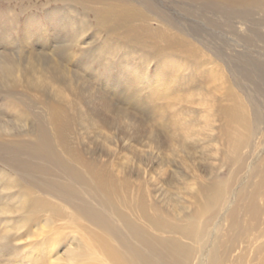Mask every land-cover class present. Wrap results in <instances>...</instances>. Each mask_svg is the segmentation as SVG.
Wrapping results in <instances>:
<instances>
[{
	"label": "rangeland",
	"instance_id": "obj_1",
	"mask_svg": "<svg viewBox=\"0 0 264 264\" xmlns=\"http://www.w3.org/2000/svg\"><path fill=\"white\" fill-rule=\"evenodd\" d=\"M129 1L131 2L130 4L135 6L140 13V15L131 19V21L129 22L132 28L144 30L143 35L140 36V39H142L139 43L140 45L136 44L134 41L125 40V38L122 39V33L124 29H122L121 27L116 25H109L106 27L103 23H99L98 20L94 17L93 10H91V8L93 7H101V5L96 2H88L87 4H85V6H80L68 4V2H64L63 0H0V54H11L14 57V60L15 58L17 60L14 61L13 65L14 67L17 66L19 70L18 76L23 81L20 82V84L14 81L13 84L16 83L17 87L20 88L22 86H26V83L29 82L31 86L35 88L33 89L35 91L34 93H31V95L27 96V98L24 97L27 102L30 103L31 101H33V96H36L35 93H37V95H43V98L50 100L54 104L60 102L59 104L64 105L65 109H68L69 104H73L74 107L70 105L69 111L71 116H73L72 118L73 122H75V125L72 124V128H70V130L72 129L70 131V133L72 132L70 134V137L73 136V138H69V140L73 146H76L77 149L80 148L79 150L83 153L84 156L88 158L91 157L93 159L97 158L98 162H102V164L108 168V171L109 169H111L110 172L113 174L115 173L116 175H114L118 178H122L124 175L129 176L131 174V180H134L133 183H135L136 185H140L143 193H148L150 195V199L152 200L153 197L155 201L159 202V205H161L162 203V206L167 207L168 204L173 202L171 203L172 205L176 203L177 205L181 206V204L188 198L187 192H189L190 188L188 185H190L191 180L192 182L195 181L193 183L206 182L209 175H214L219 172L218 170L220 163L216 155V151L218 150L216 148H218V145L216 142H213L214 139L216 140L217 136V122L212 116L215 114L214 112L217 105L219 78L221 73L225 74L227 76L226 85L227 87H230V84L232 83L230 70H232L233 64L234 66L242 64L246 66V63H242L245 60L246 53H249L250 55V51L255 52L256 50L253 47V41L250 38L252 36V33L250 36L249 30H247V28H245L246 30H244L243 26H251L250 20H252L254 21L253 25L256 24V28L257 26H259V31H261L264 26V11L259 10V13L258 10H255L252 11V13L250 12L251 14L232 13L227 10H222L216 5H204L203 3L197 2L191 3L188 0ZM237 16L238 18H244L245 20L243 19L242 22V20H239ZM247 23H249L250 25H248ZM241 24L244 25L241 26ZM238 26H240L241 28H239ZM104 27H106L107 29ZM257 30L258 28L255 30V32ZM257 33L258 36H260L261 33L256 32V34ZM164 36L174 40V51H162L159 53L154 51L151 47L149 48V45H156V47H160V45H162V43L165 41ZM8 46L10 47V49H8ZM253 55L254 54L248 56L249 61L252 63L250 64L252 68H255L257 65L263 66L264 63H262V61L258 62L252 60ZM20 56L23 59H21ZM229 65L232 68H230ZM59 68L63 70H60ZM38 69L40 71H38ZM67 70L70 72V74L68 73V75L65 74ZM227 70L229 71L227 72ZM52 75L55 79L51 82L50 79H53ZM96 77L99 78L97 79ZM77 78H79L78 81ZM70 81L72 85L68 83ZM66 82L67 84H65ZM8 84L9 83H5V81H0V87L2 88H0V92L4 93V87L10 86V84ZM55 87L57 89L60 88L58 89V92ZM2 93H0V112H2L6 106V101L5 99H3V97H5V94ZM101 94L104 95V98ZM60 97L62 99L65 97L64 99H68L70 103L68 102V104L64 100L63 102ZM101 98L103 100H101ZM54 100H58V102H54ZM75 101L76 103L79 102V104L77 105L78 107L76 106ZM64 103L67 104L65 105ZM109 106L111 111L116 112H114L116 116L113 112V114L109 112L110 109L107 110ZM101 107L103 110L106 108V110L103 111ZM117 108H119V110ZM84 109L87 110V112H85ZM77 110H84L82 111L85 112L83 113L84 117L83 114H81V112L79 113ZM93 110L97 113H95ZM34 111L37 112L36 110ZM72 111H74V113ZM76 112L78 113V115ZM93 112L96 115L95 119L100 122L99 124L98 121L97 123H95V120L93 119V117H91L94 116V114H92ZM121 112H126V114H122ZM209 112H211L210 115ZM75 114L76 117L74 116ZM80 114L81 116H79ZM85 114H87L88 116ZM97 114H99L102 119H99V116ZM126 115L129 117V119L132 116L130 121L126 119ZM88 117H91L93 120L88 119ZM82 118L86 120H83V122L85 123L78 121ZM115 118L117 119L114 120ZM119 119L126 120H121L120 122ZM40 120H42V118ZM103 120L106 123H109V125L106 124ZM108 120H110V122H107ZM206 120H209V122L207 123ZM11 121V133H18L20 132V129L22 131V127L24 124L23 122H21V124L16 119V117L12 118ZM29 122L31 121L29 120ZM89 122H91L92 125L91 123L89 125ZM111 122H113L114 124L111 125ZM159 122L161 124H159ZM86 123L88 124L86 125ZM133 123L137 125H135L136 130L134 129V125L133 127L131 126ZM0 124H2V122ZM80 124H83L82 126H84V128H81L82 126ZM100 124L102 128L98 126ZM122 124L123 126L126 125L128 127H121ZM206 124L208 126H206ZM103 125L105 127V130L108 127V134L104 131ZM90 126H92V128H96L97 126V128L95 130H92ZM111 126L112 128H110ZM129 126L131 127L130 130ZM100 128L104 131V133L101 135L102 140H100L101 137H97L101 134L102 130H100ZM108 130H111L110 133ZM84 131L85 135L87 133L89 138L87 136L85 137V135L83 134ZM136 131H138V133ZM172 131L174 132V134L176 132L177 135H173V133H171ZM213 131H215L216 134ZM132 133H135L136 135H132ZM170 133L174 137H172ZM82 134L83 137H81V139L80 135L82 136ZM104 134L106 137L104 136ZM129 134L134 136L135 138H131L132 136L130 137ZM138 134H141V139H143L142 141H140V135ZM109 136H111V138L113 139H110V143L108 142V138H110ZM87 138L89 140H87ZM104 138H106L107 140ZM14 139L16 138L14 137ZM71 139L73 140V142ZM84 139L85 142H82ZM80 140L82 141L80 142ZM104 140L105 143L107 142L111 146L107 145V143L105 144ZM113 141H115L116 144ZM146 141L150 142V145ZM207 141L210 142L208 143ZM171 142H174L176 145H181L177 147L178 145L175 146V144L173 143V146ZM157 143H159V145ZM182 144L187 146V151H185V146H183ZM212 144L214 145V147L212 146ZM104 145H107L108 147H105ZM115 145L116 148L114 147ZM131 145H133V147ZM155 145L157 146V148ZM103 146L105 147V149L103 148ZM111 147L114 151L112 153ZM147 147H149L150 150H146ZM138 148L140 149V151H138ZM142 148L145 149L143 150ZM151 148L159 151L157 152L155 150V152ZM171 148L175 150L174 152H176V149L178 150L179 154L178 152H176L178 156L172 154L173 150ZM179 148H182V152L185 151V154H182V152L180 151L181 149L179 150ZM149 151L150 153L151 151L155 153L154 156L156 155L157 159L156 156L153 157V153H151L150 155L148 153ZM188 151H192V155L189 154L190 152ZM139 153H141L142 155ZM143 153H145V155H143ZM21 154L20 152H15V150L11 152L0 149V169H5L6 164L7 166L10 164L12 165L11 167H19L21 169H25V167L28 165V167L30 166L32 168H42L45 171L43 174L38 172H32L29 174L30 177L28 178L31 179L32 177L35 182L37 181L38 183H45L50 185L53 182L65 183V180H68L67 176L63 172H61L60 169L57 168L54 162L50 159H40L35 156L28 157V154L23 152ZM108 154L110 155V157L107 156ZM181 154L184 158L182 156L179 157V155ZM211 154H214L216 158H212ZM139 155L143 157H141L143 160L139 157ZM210 155L212 161L209 163L208 161L210 159ZM150 157L154 158L155 161ZM177 157L181 158L182 160L185 159L186 161H180L181 159H178ZM111 159L113 163L111 162ZM133 162L135 163V167L133 166ZM137 162H139L141 165ZM170 162L176 164V167L173 166V163H171V166ZM175 162H177L178 164ZM194 163L196 166L194 165ZM124 164L125 166L126 164H128L129 166L127 165L125 168ZM164 164L166 166H164ZM169 164L173 168V170L171 169V167H168ZM179 164H183L181 165L182 168L178 166ZM186 164L190 165L188 166ZM121 166H123L124 168ZM187 166L192 167L188 168ZM226 166L227 167L222 170V174H226L227 169L231 167V165H229L228 163L226 164ZM136 167L139 169V171H137L138 169H136ZM193 167L194 169H192ZM125 169L127 171H125ZM141 169L143 172L142 174L140 173ZM177 169L178 175L176 174ZM202 169L205 170L203 171ZM207 169L210 170H208V173H206ZM161 170H165L166 172L164 171L165 173H162ZM185 171L186 173H184ZM167 172L169 173L167 174ZM173 172H175V174ZM120 173H122V175ZM138 173H140V175ZM191 173L193 174V176ZM142 175L143 177H145L140 178V176ZM168 175H170L169 178ZM172 175H174L175 177H173ZM196 175H198L199 177ZM1 176L2 174L0 173V177ZM162 176L164 177L162 178ZM165 176H167L168 180L170 179L169 181H171L172 179L173 181H171V183L174 184H171L167 179H164L166 178ZM135 177H138L140 179L137 178V180ZM182 177L183 180L180 181V178L182 179ZM157 178H159V180ZM174 178H179V180L176 179L175 181ZM156 179L159 182H163V185L161 183L157 184L158 181H155ZM197 179H199V181ZM38 180H40V182ZM162 180L167 181L170 184L167 185V182H165V185H167V188L165 187L166 189L164 188L165 185L164 181ZM1 181L2 180L0 179V200H4L3 202H5L4 194H6V192L2 189L3 184ZM71 184L73 185V183ZM161 185L163 186V188ZM174 186L177 188H182L174 189ZM183 188L188 191H184ZM162 189H165L166 191H164L166 193ZM168 189H171L169 191L170 193L167 192ZM76 190L79 191L77 192V194L80 196V200H82L81 203L84 202V204L86 205V209L91 211L96 210V212L101 215H107L105 211H102L100 209L97 201L87 197L86 194L82 193L80 189ZM149 190L153 193L151 194ZM157 190L159 193L157 192ZM181 191H183L184 193ZM180 192L182 195H178ZM155 195L157 197H155ZM169 197L172 198V200L169 199ZM48 199L54 204L58 205V208L55 209V211L48 210L45 214H40V220L38 223L41 224L37 223V228L32 227L29 230H22V228H17V230L15 226L8 227V223H14L15 218L9 217L7 214H0V264H31L32 261L30 263L31 259L29 257H31L32 259L36 258L38 260V264H68L71 262L67 260V256L65 255L68 252L67 254L69 256V250L74 249L76 245H78L76 244V241L77 243L80 242L81 244H84L86 247H90L88 243L92 244L91 241L95 237H97L98 235H102L101 231L87 224L78 216H75L74 212L71 211L66 204L53 200L52 198ZM80 200H73V207H76L78 209L79 207L81 208L82 206H84V204L81 205V203H77ZM9 202L11 203V201ZM164 203H166L167 205L165 204V206ZM185 206H187V204H185ZM45 217H49V221H52L53 223L49 228H45L46 226H42V221L46 219ZM108 219L111 220V224L114 223L113 225L116 228H120L119 224L116 223L113 218L110 217ZM43 227L45 229H43ZM119 228L117 229L119 230ZM41 229H43L44 235L41 236L42 238H39L40 235L37 236L38 232L36 231H42ZM260 236L261 238L258 240V244L264 241V233ZM73 238L77 239L73 240ZM47 243L49 246L47 245ZM39 244L42 245L40 246ZM113 244L114 243H112V245ZM36 245L37 247H35ZM72 245H74V247ZM254 245H252L247 252H245L244 250L241 251L242 255L244 254L245 257L242 259V262H244V264H261L262 261H260L259 258H254L253 250L257 247L256 244ZM38 246H40V248ZM244 247V244L241 245L239 250L236 251L235 255L239 254L240 249ZM32 249H35V251H33ZM37 250L39 254L36 253L35 256V252H37ZM90 251H92V249H90ZM32 253L34 254V257L31 256L33 255ZM26 257L28 259H26ZM96 257V259L98 260V262L95 260L97 264H109L102 258L100 254H97ZM38 258H40V262ZM80 261L75 264H79ZM80 264L94 263L90 262L89 258H86Z\"/></svg>",
	"mask_w": 264,
	"mask_h": 264
},
{
	"label": "bare ground",
	"instance_id": "obj_2",
	"mask_svg": "<svg viewBox=\"0 0 264 264\" xmlns=\"http://www.w3.org/2000/svg\"><path fill=\"white\" fill-rule=\"evenodd\" d=\"M63 1L68 2V4L80 5V6H85V4H87L88 2H96V3L100 4L101 7H93V8H91V10H93L94 17L98 20L99 23H103L104 26H106V27L109 25H116V26H119L122 29H124V31L122 33L123 34L122 39L125 38V40L134 41L136 44H139L140 41L142 40V39H140V36L143 35L144 30L143 29H141V30L140 29L139 30L134 29L130 26V23H129L131 21V19L140 15V13L136 9V7L130 4L131 2L129 0H63ZM188 1H190L191 3H196V2L197 3H203L204 5H216L217 7H219L222 10H227V11H230L232 13H239V14H246V13H250V12L252 13V11H255V10L264 11V0H188ZM87 9H86V11H87ZM260 11H259V13H260ZM158 17H159V15H158ZM237 18H238V16H237ZM238 19L239 20L241 19L243 22L244 18H238ZM248 20H250V19H248ZM250 21H251V23H250L251 26H249V27L243 26L244 30H246L245 28H247V30H249L250 36L252 33V36L250 38L253 41V47L255 48L256 51L255 50H253L255 52L250 51V55L254 54L252 57V60L258 61V62L262 61V63H264V53H263V51H264V34H263L264 33V26H263V29H261V27H260L262 32L259 31V26H257L258 30L256 32L261 33L260 36H258V33L256 34V32H255V30L257 29L255 26L256 24L253 25L254 21H252V20H250ZM244 24H245V21H244ZM244 24H241V26ZM247 24L250 25L249 23H247ZM61 25H62V23H61ZM258 25H260V24H258ZM106 27H104V28H106ZM238 27L241 28L240 26H238ZM178 30H180V29H178ZM173 41H174L173 39H169L168 37H165V41L162 43V45H160V47L159 46L156 47V45H152V46L149 45V48L151 47L154 51L159 52V53L162 51H174L175 43ZM150 42H152V41H150ZM256 44H259V45H256ZM141 46H142V44H141ZM8 49H10V47ZM17 51H19V50H17ZM4 53H5V51H4ZM17 55H18V53H17ZM115 55H114V57H115ZM250 55H249V53H246L245 60H244V62H242V63H246V66L243 64L234 66V64H233V68H232L229 65L230 68H232V70H230V77H232V83L230 84V87H227V85H226L227 84V76L225 74L221 73L220 78H219L217 105H216L215 112H214L215 114L212 115L215 118V121L217 122V129L215 128L217 130V134L215 131H213L217 136H216V140L214 139L213 142H216L218 145L217 146L218 148H216V149H218L216 151V155L218 157V161L220 163V166H219V170L217 168L216 169L219 172L217 174H214V175H209L206 182H197L196 181L197 183H193L195 181L192 182V180H191L190 185H188L190 188L188 187L189 192H187L188 193L187 200L185 202H183L182 204L180 202L181 206L177 205L176 203L172 205L171 203H173V202H171V203L169 202L170 204H168V202H167L168 205L166 203H164V205L166 204L167 207H164V206H162L163 204L161 202H160L161 205H159V202L155 201V199H153V197L151 200L150 195L148 193H143L142 188H140V185H136L135 183H133L134 180H131V178H132L130 176L131 174L129 176L124 175L122 178L121 177L118 178L117 176H115L116 175L115 173H114L115 174L114 175L113 173L110 172L111 169H109V171H108V168L105 165H103L102 162L101 163L98 162L97 158L96 159H93L91 157L88 158V157L83 155V153L79 150L80 148L77 149L75 145H74L75 146L74 147L69 140V138H73L72 135H71L72 137H70V134L72 133V132L70 133V131L72 130V129L70 130V128H72V124L75 123V122H73V118H72L73 116H71L70 111H69L70 105H72V107H74L73 104H69L70 103L69 100L64 99L65 97L62 99L61 97H63V96H61L60 98L62 99V101L64 100L67 103L69 102L68 103L69 104L68 109H65L64 108L65 106L62 104H59L60 102H58V100H56L58 103L54 104L50 100L43 98V95H40L39 93H38L39 95H37V93H35L36 96H33L34 97L33 101H31L30 103L27 102V100L25 98H27V96H30L31 93H34L35 91L33 89H35V88H33L29 82L26 83V86H22L20 88L17 87L16 83L20 84V82H22L23 80H21L20 77L18 76L19 70H18L17 66L14 67V65H13L14 61H17L16 58L14 60V57L11 54H9V55L0 54V81H5V83L7 82L10 84V86H5L6 84L4 85L5 86L4 91H3L4 93L0 92L2 94H5V97H3V99H5V101H6V106H5L4 110L2 112H0V114H1L0 115V119H1L0 121L2 122V124H0V149L6 150V151H11V152L15 150V152H20V154L23 152V153L28 154V157L35 156V157L40 158V159L48 158L51 161H53L54 164L57 166V168H59L60 171L63 172L68 178V180H65V183L53 182L50 185L45 184V183H38L37 181L35 182L32 179V177H31V179L28 178V177H30L29 174L32 172H38V173L43 174L45 172L44 169L32 168L30 166L28 167V165L26 167L22 166V167H25V169H21L19 167H17V168L11 167L12 165H10V164L7 166V164H6L5 169H0V173L2 174V176L0 177V179L2 180L1 182L3 184L2 189L5 190V192H6V194H4L5 197L2 195L5 199V202H3L4 200L3 201L0 200L1 201L0 202V214H7L9 217L15 218V222L14 223L9 222L8 227L15 226L16 229L22 228V230L23 229L29 230L32 227L37 228L36 224L40 220V218H39L40 214H42V213L45 214L46 211H48V210L55 211V209L58 208V205L54 204L53 202H51L48 199V198H52L53 200H56V201H59L61 203L66 204L70 208V210L74 212L75 216H78L79 218L84 220L87 224L95 227L97 230L101 231V234H102V235H98L97 237H95L91 241L92 244L88 243V245L91 248L86 247L84 244H81L80 242H79L80 243L79 244L76 241V244H78V245H76V247L74 249L69 250L70 251L69 256L67 254L68 252L65 251V252H67L65 255V256H67L66 257L67 260L69 262H71L68 264H75V263H78V261H80V260L83 261L86 258H89L90 262H93L95 264L96 261L98 262V260L96 259L97 254H100L102 256V258L106 262H108L109 264H244V262H242V259L245 257H244V254L242 255L241 251L244 250L245 252H247L248 249L254 244L257 245V247L254 248V250H253L254 258L255 257L259 258L260 261H262L261 264H264V241L260 242V244L257 243L258 240L261 238L260 235H262L264 233V65L263 66L257 65L255 68H252V66L250 65L252 63L249 61V57H248ZM22 57H21V59H23ZM71 62H72V60H71ZM107 67H109V66H107ZM60 70H63V69H60ZM38 71H40V70L38 69ZM228 71L229 70H227V72ZM68 73L70 74V72L67 70L65 74L68 75ZM32 74H31V76H32ZM34 74H35V72H34ZM52 78L53 79H50L51 82L55 79L53 77V75H52ZM75 78H76V75H75ZM79 78H81V77H79ZM79 78H77V81ZM96 78L98 79L99 77H96ZM33 79H34V77H33ZM69 79H68V81H69ZM64 80H65V78H64ZM14 81H16L15 84H13ZM59 82H63V81H59ZM68 83L70 85H72L71 81ZM65 84H67V82ZM55 89L58 92V89H60V88L57 89L55 87ZM45 93H47V92H45ZM59 93H60V91H59ZM101 95H103V94H101ZM103 98H104V95H103ZM56 99H58V98H56ZM101 100H103V99L101 98ZM56 101L54 100V102H56ZM75 103H76V101H75ZM105 103H106V101H105ZM78 104H79V102L76 103V106ZM101 109H102V107H101ZM108 109H110V106H109V108H107V110ZM117 109L119 110V108H117ZM34 110H36L37 112H35ZM72 110H73V108H72ZM84 110H80V111L77 110V111L79 113L81 112V114H83V113L87 112V110H85V112H82ZM104 110H106V108ZM72 112L74 113V111H72ZM94 112L92 113V114H94V116H91L92 114L90 116L93 117V119L95 120V123H97L98 120L95 119V116H96L95 113H97V112H95V113ZM109 112L112 113L113 111H111V109H110ZM100 113H101V111H100ZM81 114L79 116H81ZM99 114H97V115L99 116ZM122 114H126V112H124ZM122 114H121V116H122ZM210 114H211V112H209V115ZM77 115H78V113H77ZM85 115H87V114H85ZM108 115H110V114H108ZM74 116L76 117V114ZM115 116H116V114H115ZM14 117H16V119L20 123L21 122L24 123L23 127L21 126L23 128L22 131L20 129V132H18V133H11V126H12L11 125V122H12L11 119ZM83 117H84V114H83ZM91 117L90 118L88 117V119L91 120L92 119ZM131 117L129 119V117L127 116L126 119H128L130 121ZM205 117H206V115H205ZM41 118L43 121L40 120ZM100 118L101 117L99 116V119ZM119 118H120V116H119ZM74 119H76V118H74ZM116 119L117 118H115L114 120H116ZM126 119H121V120L125 121ZM4 120H6V121H4ZM29 120L31 122H29ZM83 120L84 119L82 118L81 120H78V121L83 122ZM121 120H120V122H121ZM84 121H86V120H84ZM81 122H79V123H81ZM107 122H110V120H108ZM126 122H128V121H126ZM208 122H209V120L207 121V123ZM83 123H85V122H83ZM90 123L91 122H89V125H90ZM99 123L100 122L98 121V124ZM111 123H112L111 125L114 124L113 122H111ZM87 124L88 123H86V125ZM93 124H94V122H93ZM101 124H102V122H101ZM101 124L98 126L102 128ZM106 124L109 125V123H106ZM123 124H125V123H123ZM123 124L121 127H124V126L126 128L128 127L126 125L123 126ZM159 124H161V123L159 122ZM91 125H92V123H91ZM128 125H129V123H128ZM133 125L135 126L136 124L133 123L131 126L133 127ZM94 126H95V124H94ZM105 126H107V125H105ZM136 126L134 128L135 130H136ZM206 126H208V125L206 124ZM209 126H210V124H209ZM90 127L92 128V126H90ZM81 128H84V126H82ZM96 128H97V126H96ZM96 128L93 127L92 130H95ZM101 128H100V130H102ZM104 128L105 127L103 125V129ZM107 128H106V130L104 129L105 132H107ZM110 128H112V126ZM130 128L131 127L129 126V130H130ZM104 131L102 130L100 136H97V137H101V139L99 138L100 140H102L101 135L104 133ZM110 131H109V133H110ZM125 131H126V129H125ZM132 131H133V128H132ZM138 131H136V132L138 133ZM99 132H97V133H99ZM88 133H91V132H88ZM171 133H173V135L176 134V132L174 134L173 131ZM83 134L85 135V131ZM83 134H82V136L80 135V138L83 137ZM107 134H108V132H107ZM134 134L132 133V135H134ZM127 135H128V133H127ZM132 135H130V137ZM138 135H140V139H141V134H138ZM173 135H172V137H174ZM86 136L88 137L87 133H86L85 137ZM92 136H93V134H92ZM104 136H105V134H104ZM214 136H212V137H214ZM14 137L16 139H14ZM109 137L110 138H108L109 139L108 142L113 140L111 138V136H109ZM88 138H87V140H89ZM131 138H135V137L132 136ZM147 138H148V136H147ZM181 138H183V137H181ZM104 139H106V138H104ZM142 140L143 139H141L140 141H142ZM166 140H168V139H166ZM81 141L82 140H80V142ZM72 142H73V140H72ZM82 142H85V139ZM113 142L115 143V141H113ZM104 143H105V140H104ZM147 143L149 144L150 142H147ZM173 143H172V145H173ZM186 143H185V145H186ZM131 144H133V143H131ZM157 144L159 145V143H157ZM167 144H165V145H167ZM213 144H212V146L214 147ZM107 145H109V144L107 143ZM149 145H147V146H149ZM177 145L175 144V146L179 147V145H181V144H177ZM185 145H183V146H185ZM104 146H103V148L105 149L106 146L105 147ZM109 146H111V145H109ZM131 146L133 147V145H131ZM114 147L116 148V145ZM136 147H139V146H136ZM158 147H160V146H158ZM210 147H208V148H210ZM215 147H216V144H215ZM156 148H157V146H156ZM111 149H112V147H111ZM147 149L150 150L149 147H147L146 150ZM151 149L154 150L153 148H151ZM171 149L173 150V148H171ZM184 149H185V151H187V146H185ZM179 150L182 152L183 149L179 148ZM213 150H215V149H213ZM88 151H90V150H88ZM138 151H140V149ZM174 151L175 150L172 151V154L178 156L176 153V152H178V150L176 149V152H174ZM185 151H183L182 154H185L184 153ZM192 151H188V152H190L189 154L192 155V153H191ZM112 152H114L113 149H112L111 153ZM131 153H132V151H131ZM148 153L151 155V153H153V152L151 151V153H150V151H149ZM139 154H141V153H139ZM154 154L155 153H153V157L156 156V155L154 156ZM167 154H168V152H167ZM170 154H171V152H170ZM178 154H179V152H178ZM182 154L179 155V157L182 156ZM103 155H104V153H103ZM143 155H145V153H143ZM150 155H148V156H150ZM211 155H212V158L213 157H214V159L216 158L214 154H211ZM211 155H210V159L208 161L209 163L212 161ZM107 156L110 157L109 154ZM139 157L141 158L142 156L139 155ZM150 158H152V157H150ZM175 158H174V161H175ZM197 158H195V159H197ZM152 159L154 160V158H152ZM156 159H157V156H156ZM178 159H181V158H178ZM180 161L184 162L186 160L181 159ZM109 162H110V158H109ZM111 162H112V159H111ZM173 162H170V164ZM200 162H201V160H200ZM137 163L140 164L139 162H137ZM167 163H169V162H167ZM175 163H177V162H175ZM189 163H191V162H189ZM227 163L229 165H231V167L229 169H227L226 174H222V170L225 167H227L226 166ZM165 164H164V166H166ZM170 164L168 165V167L172 166V164H171V166H170ZM116 165H118V164H116ZM127 165L128 164H126V166ZM134 165H135V163L133 164V166ZM175 165L176 164L173 163V166H175ZM181 165H183V164H181ZM181 165L179 164L178 166L181 167ZM186 165H188V164H186ZM194 165H195V163H194ZM124 166H125V164H124ZM126 166H125V168H126ZM164 166H162V167H164ZM192 166H190V167H192ZM121 167H123V166H121ZM180 167H179V169H180ZM190 167H188V168H190ZM194 167L192 169H194ZM136 169H138V168L136 167ZM157 169H158V167H157ZM171 169L173 170L172 167H171ZM172 170H170V171H172ZM195 170H193V171H195ZM208 170L209 169H207V172L206 171L205 172L208 173ZM125 171H127V170L125 169ZM137 171H139V169ZM145 171H146V169H145ZM164 171H162V173L166 172V171L165 172ZM200 171H201V168H200ZM189 172H190V170H189ZM22 173H23V175H22ZM140 173L141 174L143 173L142 169H141ZM140 173H138V174L140 175ZM168 173L169 172H167V174ZM173 173L175 174V172H173ZM184 173H186V171ZM200 173H202V172H200ZM117 174H118V172H117ZM120 174L122 175V173H120ZM167 174H165V175H167ZM176 174L178 175V169H177ZM187 174H188V172H187ZM194 174H195V172H194ZM13 175H14V177H13ZM139 175H137V176H139ZM143 175L140 176V178L141 177L144 178L145 176L143 177ZM158 175H160V174H158ZM169 176L170 175H168V178H169ZM172 176L175 177L174 175H172ZM192 176H193V174H192ZM196 176H198V175H196ZM206 176H207V174H206ZM163 177L164 176H162V178ZM165 177L166 178H164V179L168 180L167 176H165ZM135 178L137 179L138 177H135ZM140 178H138V179H140ZM157 179L159 180V178H157ZM157 179L155 181H158ZM176 179L179 180V178H174L175 181H176ZM178 180H177V182H178ZM182 180H183V177H182V179L180 178V181H182ZM197 180L199 181V179H197ZM38 181L40 182V180H38ZM162 181H164V180H162ZM171 181H173V180L171 179ZM171 181H169V182L171 183ZM135 182H137V181H135ZM145 182H147V181H145ZM158 182H157V184L163 183V182H159V183ZM165 182H167V181H164V185H165ZM188 182H189V180H188ZM71 183H73V185ZM168 184L169 183L167 182V185ZM171 184H174V183H171ZM178 184H179V182H178ZM167 185H165L164 188L165 187L167 188ZM175 186H174V189L177 188ZM162 188H163V186H162ZM181 188H177V189H181ZM76 189H80L81 192L86 194L87 197L92 198L93 200L97 201L98 205L100 206V209L102 211H105V213H107V215L104 214L105 215L104 216V215H101L98 212H96V210L91 211V210L86 209L87 207L84 204V202L81 203L82 200H80V198H79L80 196L77 194V192H79V191ZM146 189H148V188H146ZM170 190L168 189L167 192H169ZM183 190L185 191L186 189L183 188ZM186 191H188V190H186ZM157 192H158V190H157ZM181 192H183V191H181ZM181 192L178 195H180ZM150 193L152 194L153 192L150 191ZM3 197H2V199H3ZM155 197H157V196L155 195ZM0 199H1V197H0ZM169 199L172 200V198H170V197H169ZM73 200H80L77 203H81V205L84 204V206H82L81 208L79 207L78 209L76 207H73L74 206L72 203ZM9 201H11V203ZM185 204H187V206H185ZM110 217L113 218L116 221V223L119 224L121 230L119 227H117V228H119V230H118L113 225L114 223L113 224L110 223L111 220L108 219ZM45 218L46 219H44L42 221V226H44V227L46 226L45 228H47V227L49 228L53 223H52V221H49V217H45ZM53 220H55V219H53ZM38 224H41V223H38ZM44 227H43V229H45ZM43 229H41L42 231H39V230L36 231V232H38L37 236L40 235L39 238H42L41 236L44 235ZM17 238H19V237H17ZM75 239H77V238H75ZM75 239L73 238V240H75ZM84 243H86V242H84ZM112 243H114L115 245L114 244L112 245ZM243 244L245 245V247L241 248L240 253L235 255L236 251L239 250L240 246ZM47 245H48V243H47ZM40 246H38V247L40 248ZM72 246L74 247V245H72ZM35 247H37V245ZM46 248H47V246H46ZM35 249L34 250L32 249V250L35 251ZM90 249H92V251H90ZM36 253H38V250H37V252H35V256H36ZM31 256L34 257V254ZM90 257H92V258H90ZM29 258L31 259V260L29 259L30 263L32 261L31 264H38V260L36 258L35 259H32L31 257H29ZM26 259H28V258L26 257ZM26 259H24V260H26ZM38 259L40 262V258H38ZM82 261H80V263H82Z\"/></svg>",
	"mask_w": 264,
	"mask_h": 264
}]
</instances>
